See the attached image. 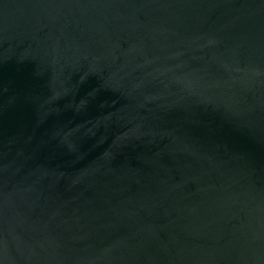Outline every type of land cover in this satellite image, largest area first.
Returning <instances> with one entry per match:
<instances>
[{
  "label": "water",
  "instance_id": "water-1",
  "mask_svg": "<svg viewBox=\"0 0 264 264\" xmlns=\"http://www.w3.org/2000/svg\"><path fill=\"white\" fill-rule=\"evenodd\" d=\"M0 264H264V0H0Z\"/></svg>",
  "mask_w": 264,
  "mask_h": 264
}]
</instances>
